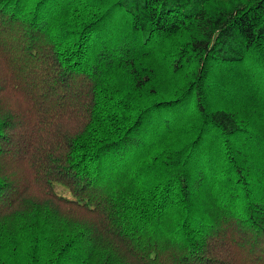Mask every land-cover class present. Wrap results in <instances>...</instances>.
I'll list each match as a JSON object with an SVG mask.
<instances>
[{
    "label": "trees",
    "instance_id": "trees-1",
    "mask_svg": "<svg viewBox=\"0 0 264 264\" xmlns=\"http://www.w3.org/2000/svg\"><path fill=\"white\" fill-rule=\"evenodd\" d=\"M0 264H264V0H0Z\"/></svg>",
    "mask_w": 264,
    "mask_h": 264
},
{
    "label": "rangeland",
    "instance_id": "rangeland-1",
    "mask_svg": "<svg viewBox=\"0 0 264 264\" xmlns=\"http://www.w3.org/2000/svg\"><path fill=\"white\" fill-rule=\"evenodd\" d=\"M58 190H59V189H58ZM59 192H60L62 195H65V196L68 195L67 191H65V190L60 189Z\"/></svg>",
    "mask_w": 264,
    "mask_h": 264
}]
</instances>
